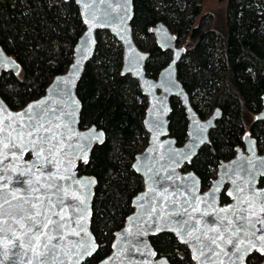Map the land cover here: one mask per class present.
Masks as SVG:
<instances>
[{"label":"trees","instance_id":"1","mask_svg":"<svg viewBox=\"0 0 264 264\" xmlns=\"http://www.w3.org/2000/svg\"><path fill=\"white\" fill-rule=\"evenodd\" d=\"M131 2L132 39L139 50L148 53L145 76L155 79L170 59L154 45L149 33L161 23L185 50L176 76L191 108L199 119L213 107L221 113L208 134L209 143L180 171L192 172L200 187L207 188L214 178L212 171L219 162L231 158L245 130L258 153H264V123L253 119L264 94V0H227L225 34L210 27L203 29V21L194 24L200 11L196 0ZM82 31L72 1L0 0V48L20 68L16 75L0 74V91L12 96V110L40 97L51 78L65 71ZM120 67L118 44L106 32H97L92 58L75 87L80 103L79 129L94 126L104 134V143L91 149L90 163H78L76 168L78 175L96 181L90 231L97 249L82 264H96L109 253L114 232L131 212V198L141 190L140 179L130 166L146 143L141 125L146 103L136 82L119 75ZM248 116L252 119L245 123ZM168 122L169 137L181 145L186 122L175 100L170 101ZM226 200L220 195V203ZM148 241L156 257L169 264H192L187 250L172 236L162 234Z\"/></svg>","mask_w":264,"mask_h":264},{"label":"snow or ice","instance_id":"2","mask_svg":"<svg viewBox=\"0 0 264 264\" xmlns=\"http://www.w3.org/2000/svg\"><path fill=\"white\" fill-rule=\"evenodd\" d=\"M78 3L83 5L82 14L85 24L89 25V33L93 23H111L113 4L119 7V0H78ZM100 5L107 7L100 11ZM84 44L82 53L87 50V39ZM82 58L83 55L79 59ZM79 59L72 65L65 83L79 70ZM0 68H11L19 74V65L4 58L2 52ZM53 94L64 107L45 98L13 111L12 96L0 91V256L3 257L0 264L5 260L9 264H80L83 258L96 251L95 241L85 238L88 235L84 224L87 196L84 193L76 195L79 189L73 188L74 184L85 182L74 180L70 169L77 160L90 163L88 145L94 140L103 144L104 134L95 130L84 136L75 133L72 128L75 108L65 110L68 101L64 100L63 89H54ZM29 154L31 159L25 160ZM180 155L174 153L170 159ZM183 155L188 158L187 154ZM147 171L153 172L154 166H149ZM233 172L235 175L242 173L246 179L243 183L234 181V187L227 193L236 203L220 207L218 211L213 194L197 197L188 188H185L183 199L173 196L168 201V186L161 185L159 190L153 188L149 184L152 175L146 180V192L136 201H144L140 207L151 218L149 228L154 232H174L180 243L191 250L195 264H249L251 260L259 264V260L264 259V188L255 185L264 182V159H249L239 172L235 169ZM14 174L27 178L13 181ZM21 183L24 187H10ZM219 187L215 185V189ZM69 190L72 191L71 200ZM149 193L156 194L150 196ZM198 202L205 207H198ZM177 203L180 211H177ZM208 208H212V212ZM209 215L213 216L211 222L205 219ZM116 247L113 244V248ZM112 259L109 257L102 264H109Z\"/></svg>","mask_w":264,"mask_h":264},{"label":"water","instance_id":"3","mask_svg":"<svg viewBox=\"0 0 264 264\" xmlns=\"http://www.w3.org/2000/svg\"><path fill=\"white\" fill-rule=\"evenodd\" d=\"M60 1L73 2L77 9L78 17L82 23L83 31L77 38L72 48L71 60L65 71L62 74L51 78L40 97L27 102L22 107L27 106L29 103L43 100L45 98H49L50 103L54 100L56 104L64 107L59 98L55 97L53 94L54 89H63L64 100L68 101V106L65 110L71 111L73 108H75V112L73 113L74 123H72V128L75 130V133L84 136L90 133L91 130H95L97 133L101 132L100 130H96L94 126L79 129L78 120L80 103L75 95L76 84L81 78L85 65L92 58L95 47V35L97 32H106L118 44L121 53V67L119 75H127L133 79L137 84L140 94L145 98L146 102L144 116L141 121L142 129L146 135V143L143 149L133 156L130 166L133 173L140 179L141 190L131 198V212L124 218L121 227L116 232H114L109 253L96 264H102V262L109 257H113V259L109 261V264H164V262L169 264L165 258H158L156 255H151V253L154 251L150 246L148 239L162 234L172 236L178 245L183 246L187 250L191 263L195 264V261L192 260L191 250L186 245L180 243L174 232H154L151 228H149V224H151V218L145 213L144 208L140 207V204L144 203V201H136V198L142 193H145L148 188V184H146L148 176L152 175L153 177L152 181H149V184H151L153 188L159 190L161 185L168 186L169 194L166 197L168 201H171L173 196L177 197L178 199H183L186 195L185 188H188L194 191L197 197H204L205 194L209 193L213 194L216 198L215 207L218 211L220 207L236 203L235 199L232 196H229L227 193L234 187V181L236 183H243L246 179L242 173L240 175H235L233 170L235 169L237 172H239L240 167L246 166L249 159H252L253 161L264 159V153H258L255 141L249 137L247 132H245L243 134L242 140L243 149L236 148L233 158L228 161L219 162L216 166L215 176L211 180L209 186L205 189H202L200 187L199 179L192 172L188 171L182 173L180 169L185 165H190V162L196 156L198 150L209 143L208 134L215 128V123L220 118V112L218 109H213V111L207 117L199 119L198 115L191 108L188 96L176 77V65L179 63L185 52L183 47H180L176 44V37L167 29V27L161 23H157L154 27L149 29V33L155 46L160 51L168 52L170 55L169 62L158 72L156 78L149 79L144 73V65L147 61L148 54L146 52L140 51L135 46L129 26L130 20L132 18L131 0H119V7H117V5L114 3L111 9L112 22L107 24H101L99 22L93 23L91 25L92 30L90 33L89 25L85 24L84 22L85 16L82 14L84 11L83 5L78 3V0ZM106 7V5H100V11H103ZM121 16L124 17L123 20L120 19ZM86 33H88L87 37L85 36ZM85 39L88 40V46L87 50L82 53L80 50L84 49L85 47ZM0 52L3 53L1 48ZM178 53L179 55H177ZM82 55L83 58L79 59ZM3 56L8 60L14 61L11 57L5 55L4 53ZM78 59L79 70L75 72V74L70 80H68L67 83H65L64 81L67 80L72 65L76 63ZM7 72L12 73L13 75L17 74L11 68H0V74ZM58 80H60L61 83L57 84ZM171 99H175L179 102L186 121L185 139L179 146L175 145L174 139L169 137L167 130V118L170 111ZM260 107L261 108L259 112L254 116V120L264 122V94L260 97ZM21 108L13 111H20ZM217 112H219V115H216ZM201 129L203 130L201 131ZM94 145H101V143L94 140L90 145H88V158ZM174 153H181L182 155L176 157V159H170ZM183 154H187L188 158L185 159ZM26 156L28 157L26 158ZM26 156L24 157L25 160L31 159L30 154ZM177 160L179 163L176 162ZM78 163L84 162L83 160L74 161L73 167L70 169L73 173V179L80 180L85 183L74 184L73 188L79 189V191L76 192V195L84 193L87 196L84 224L85 232L88 235L85 238L94 240V237L90 231V217L91 201L93 189L96 186V181L91 176L78 175L76 172ZM133 164L136 165L135 169L133 168ZM149 166H154L153 172L147 171ZM155 173H158V175ZM169 175H171L170 179L167 178ZM185 177H189V179L185 180ZM26 178L27 177H21L16 174L13 175V181L17 179L23 181ZM89 181H94V183H88ZM154 181H159V183H154ZM61 182L63 183V181ZM193 183H195V188H192ZM216 184L220 185L218 189H215ZM12 186L24 187L22 183L18 185H10V187ZM255 186L264 188V184L260 186V183H257ZM155 194L156 193H149L150 196ZM222 194L227 199V203L225 204H222L219 201V197ZM71 195L72 191L69 190V200H71ZM81 199H84V196H81ZM72 202L75 203L76 201ZM145 206L147 207V205ZM197 206L200 208L205 207L204 204L199 202ZM176 208L177 211H180L179 203H177ZM207 210L212 212V208H208ZM194 214L199 215V213ZM130 217L132 218L131 220L129 219ZM205 219L211 222L213 216H206ZM117 234L121 235L118 237ZM81 235L84 234L82 233ZM70 239H76V237H70ZM113 244H116L117 247L113 248ZM94 253L95 252H93V254ZM89 257L90 256L83 258L80 261V264H82ZM0 259H3V257L0 256ZM4 264H9V261L5 260ZM259 264H264V259H262Z\"/></svg>","mask_w":264,"mask_h":264},{"label":"rangeland","instance_id":"4","mask_svg":"<svg viewBox=\"0 0 264 264\" xmlns=\"http://www.w3.org/2000/svg\"><path fill=\"white\" fill-rule=\"evenodd\" d=\"M200 6L199 16L194 19V24L203 21V29L212 28L217 33L225 34L224 22L226 15L227 0H196ZM182 47V45H179ZM211 109V108H210ZM210 112H208L209 114ZM208 114L206 116H208ZM205 116V117H206ZM252 117L248 116L245 123H248ZM143 148L139 149L140 152ZM264 152V151H263ZM216 169L212 171V176H215Z\"/></svg>","mask_w":264,"mask_h":264},{"label":"flooded vegetation","instance_id":"5","mask_svg":"<svg viewBox=\"0 0 264 264\" xmlns=\"http://www.w3.org/2000/svg\"><path fill=\"white\" fill-rule=\"evenodd\" d=\"M153 40V39H152ZM155 45V44H154ZM136 46V45H135ZM140 51H142V50H140ZM143 52H145V51H143ZM147 53V52H146ZM168 53V52H167ZM148 54V53H147ZM169 54V53H168ZM180 62V61H179ZM146 63V62H145ZM177 66V65H176ZM8 73V72H7ZM147 77V76H146ZM177 77V76H176ZM148 78V77H147ZM150 79V78H149ZM179 81V80H178ZM145 99V98H144ZM171 100H175V99H171ZM170 100V101H171ZM175 101H177V100H175ZM178 102V101H177ZM146 103V102H145ZM179 103V102H178ZM180 105V104H179ZM181 107V106H180ZM261 108V107H260ZM213 109H217V108H212L211 109V111H210V113L213 111ZM183 111V110H182ZM170 112V111H169ZM209 113V114H210ZM208 114V115H209ZM169 115V114H168ZM220 116H221V113H220ZM220 119V118H219ZM254 119V118H253ZM167 120H168V118H167ZM219 121V120H218ZM255 121V120H254ZM186 122V121H185ZM261 122V121H260ZM169 123V122H168ZM264 123V122H263ZM216 124V123H215ZM168 127V126H167ZM186 132V131H185ZM245 132H247L248 133V131H243V133L241 134V136H240V139H239V141H240V144H239V146H236L234 149H233V154H232V156H231V158H233L234 157V155H235V149L236 148H240V149H243V142H242V140H243V134L245 133ZM175 145H176V143H175ZM177 146V145H176ZM231 158H229L228 160H230ZM228 160H226V161H228ZM264 184V182L263 183H260V186H262ZM225 203H227V200H226V202ZM225 203H222V204H225Z\"/></svg>","mask_w":264,"mask_h":264}]
</instances>
